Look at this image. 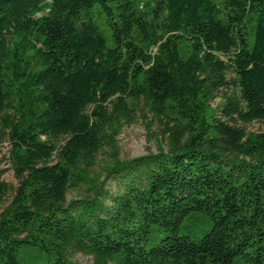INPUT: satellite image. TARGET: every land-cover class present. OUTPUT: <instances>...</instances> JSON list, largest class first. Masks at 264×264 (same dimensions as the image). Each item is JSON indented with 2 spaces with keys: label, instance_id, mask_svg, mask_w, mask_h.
<instances>
[{
  "label": "trees",
  "instance_id": "1",
  "mask_svg": "<svg viewBox=\"0 0 264 264\" xmlns=\"http://www.w3.org/2000/svg\"><path fill=\"white\" fill-rule=\"evenodd\" d=\"M143 111L176 130L122 161ZM234 116L264 121V0H0V142L20 182L0 264H264V132Z\"/></svg>",
  "mask_w": 264,
  "mask_h": 264
},
{
  "label": "rangeland",
  "instance_id": "2",
  "mask_svg": "<svg viewBox=\"0 0 264 264\" xmlns=\"http://www.w3.org/2000/svg\"><path fill=\"white\" fill-rule=\"evenodd\" d=\"M238 90L231 88L224 90L221 94L222 98H218L213 106L221 107L226 99L224 94L228 96L238 95ZM220 115V112H218ZM224 121L233 127L243 128L249 132L262 133L264 132V121H258L250 124H244L238 120L237 116ZM176 130V126L168 123L166 120L154 116L148 111L139 112L135 121L124 127L121 135L118 137L120 148V160H132L149 155H156L159 152V147L166 144V138L172 131ZM67 138H59L55 140L58 147H62ZM110 159V150L107 148L99 157L98 164L95 170L99 173L106 166ZM0 170L5 173L1 178V182L5 187V197L0 205V216L4 209L10 205L14 196L17 193L20 182L15 177L10 163V145L7 141L0 142ZM84 189L72 190L68 195V201L71 199H81L84 197ZM73 261L81 264H91L88 257L80 254L74 255Z\"/></svg>",
  "mask_w": 264,
  "mask_h": 264
}]
</instances>
